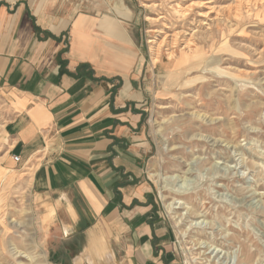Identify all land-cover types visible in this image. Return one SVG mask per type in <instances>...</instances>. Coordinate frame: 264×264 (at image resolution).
<instances>
[{
	"label": "rangeland",
	"instance_id": "1",
	"mask_svg": "<svg viewBox=\"0 0 264 264\" xmlns=\"http://www.w3.org/2000/svg\"><path fill=\"white\" fill-rule=\"evenodd\" d=\"M155 66L147 175L183 264H264V0H79ZM0 89V264H52Z\"/></svg>",
	"mask_w": 264,
	"mask_h": 264
},
{
	"label": "crops",
	"instance_id": "2",
	"mask_svg": "<svg viewBox=\"0 0 264 264\" xmlns=\"http://www.w3.org/2000/svg\"><path fill=\"white\" fill-rule=\"evenodd\" d=\"M79 0H0L9 154L32 173L52 264H183L147 175L155 66Z\"/></svg>",
	"mask_w": 264,
	"mask_h": 264
},
{
	"label": "built area",
	"instance_id": "3",
	"mask_svg": "<svg viewBox=\"0 0 264 264\" xmlns=\"http://www.w3.org/2000/svg\"><path fill=\"white\" fill-rule=\"evenodd\" d=\"M13 160H14L15 163L21 162V158L19 156H16V155L13 156Z\"/></svg>",
	"mask_w": 264,
	"mask_h": 264
}]
</instances>
